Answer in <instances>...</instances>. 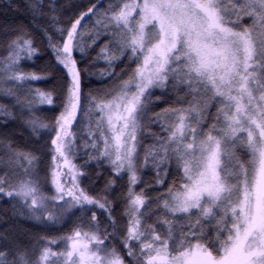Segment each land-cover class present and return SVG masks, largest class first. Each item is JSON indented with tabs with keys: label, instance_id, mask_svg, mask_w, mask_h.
<instances>
[{
	"label": "snow or ice",
	"instance_id": "snow-or-ice-1",
	"mask_svg": "<svg viewBox=\"0 0 264 264\" xmlns=\"http://www.w3.org/2000/svg\"><path fill=\"white\" fill-rule=\"evenodd\" d=\"M63 13L0 4V223L71 225L0 229V264H264V0Z\"/></svg>",
	"mask_w": 264,
	"mask_h": 264
},
{
	"label": "trees",
	"instance_id": "trees-1",
	"mask_svg": "<svg viewBox=\"0 0 264 264\" xmlns=\"http://www.w3.org/2000/svg\"><path fill=\"white\" fill-rule=\"evenodd\" d=\"M48 0H45V3H47ZM108 2V0H57V4L58 5H63L64 6V13H63V17L62 18H66L67 16L72 15L73 11H84L86 10L87 7L91 6V4L93 3H100L102 5H106ZM3 3V0H0V4ZM92 19H85L83 21L84 25H90L92 23ZM99 49L96 48L95 50H88L87 53L84 56H81L80 53H74L75 58L77 59V61L79 62V66L81 68H85L88 67L91 61V58L93 56L96 55V52ZM2 55H6L5 52H3L2 50H0V56ZM50 57L48 55H45L43 60H36L35 64H28L26 63L24 66L26 69L28 70H38L39 67L45 63ZM104 67V64L98 63L95 68L91 69L92 71H96L97 69H101ZM84 84H85V91L87 92L88 90H94V89H98V88H102V87H106L109 83H111V81H102L98 76L96 75H85L84 76ZM34 87H40V88H47L50 85L45 84L43 82H38L36 84L33 85ZM158 94V93H157ZM0 103H9L7 98L4 97H0ZM37 116L40 117H51L53 115V113L48 109L47 106H45L44 108L38 110L36 112ZM149 141H145V143H148ZM46 162L50 165V161L51 158L50 157H45ZM75 163L79 164L81 163V160L77 159L75 161ZM40 177L43 178V176L45 175L44 171L40 172ZM127 177H125V181H126ZM120 183V182H118ZM142 186V185H141ZM103 187V181H101L99 184H97L96 186V191L99 192L100 188ZM137 191H139V188H137ZM103 194V193H101ZM111 198V197H109ZM9 204L8 202L5 200H0V209L3 208H8ZM0 215H3L2 212H0ZM8 219V224H3L0 223V229L6 228V227H10V226H22L26 229H29L32 233H41V234H46L49 236H53V235H59L62 232H67L68 229L71 227V225H66L63 228H60V226H51L49 228H41L39 226L34 225L32 222L26 221L22 218H16V219H12L11 218V213L9 212L8 216L5 217Z\"/></svg>",
	"mask_w": 264,
	"mask_h": 264
},
{
	"label": "rangeland",
	"instance_id": "rangeland-1",
	"mask_svg": "<svg viewBox=\"0 0 264 264\" xmlns=\"http://www.w3.org/2000/svg\"><path fill=\"white\" fill-rule=\"evenodd\" d=\"M63 247V245H61V248ZM56 250H59V249H56Z\"/></svg>",
	"mask_w": 264,
	"mask_h": 264
}]
</instances>
